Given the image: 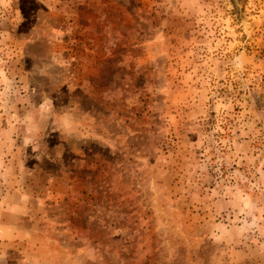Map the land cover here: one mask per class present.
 I'll list each match as a JSON object with an SVG mask.
<instances>
[{
    "label": "rangeland",
    "instance_id": "374dc122",
    "mask_svg": "<svg viewBox=\"0 0 264 264\" xmlns=\"http://www.w3.org/2000/svg\"><path fill=\"white\" fill-rule=\"evenodd\" d=\"M0 264H264V0H0Z\"/></svg>",
    "mask_w": 264,
    "mask_h": 264
}]
</instances>
